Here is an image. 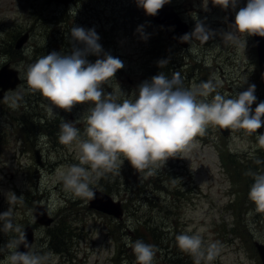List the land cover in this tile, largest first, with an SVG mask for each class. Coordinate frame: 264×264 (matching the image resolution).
<instances>
[{
    "label": "rangeland",
    "instance_id": "obj_1",
    "mask_svg": "<svg viewBox=\"0 0 264 264\" xmlns=\"http://www.w3.org/2000/svg\"><path fill=\"white\" fill-rule=\"evenodd\" d=\"M169 3L189 25V34L198 19L213 32L210 39L204 41L197 34L186 47L174 45L164 29L149 20L132 0H73L67 6L53 0H0V67L10 63L21 78L20 84L0 100V213L11 207L12 222L19 227V231L0 230V261L17 249L23 229L30 225L34 238L29 251L44 257L43 264H135L126 237L154 245V264H174L171 246L166 249L155 243L147 232V227L155 226L163 233L174 227L179 234L203 229L205 241H218L223 246L212 264H264L255 246H264V213H257L248 199L253 177L247 178L248 187L245 177L235 185L230 171L219 160L220 154H229L246 165L252 159L264 158V146L258 142L264 126L257 133L230 129L223 135L218 127L209 125L204 135L194 138L188 150L169 157L153 175L137 172L127 161L118 170L106 173L91 186L101 189L103 183L113 187L108 194L121 202L123 215L119 219L89 209L88 200L66 193L58 179L59 171L79 163L76 142L60 143V125L63 121L73 122L80 129L81 139H86L83 117L91 104H79L66 112L28 88V65L53 51L63 55L62 47L70 38L63 39L58 31L62 34L72 27L94 29L103 52L123 62L124 67L103 85L105 93L118 97L117 102L134 99L138 86L161 72L169 78L178 73L184 88L212 81L217 87L208 101L216 92L232 97L254 84L257 99L252 109L264 102L252 37L240 35L238 41L224 37V33L233 31L231 25L239 3L235 10L214 6L211 0L207 10L203 0ZM25 32L26 42L14 49L16 39ZM98 58H103V53L100 57L87 56L92 63ZM160 61L167 63L160 66ZM35 99L37 103L30 104ZM28 117L35 124L29 133L30 125L23 130L24 118ZM262 171L264 164L242 174ZM178 190H185V197L181 198ZM13 193L17 199L10 204ZM38 204L45 207L50 224L35 222L32 210ZM166 210L170 211L167 215ZM239 225L247 229L245 235L240 234L242 237L233 233ZM135 226L143 232L141 237L138 231L126 234V229ZM179 234L173 233L175 237ZM154 235L158 237V233ZM166 240H171V233ZM180 254L185 262L193 263L189 255Z\"/></svg>",
    "mask_w": 264,
    "mask_h": 264
},
{
    "label": "clouds",
    "instance_id": "obj_2",
    "mask_svg": "<svg viewBox=\"0 0 264 264\" xmlns=\"http://www.w3.org/2000/svg\"><path fill=\"white\" fill-rule=\"evenodd\" d=\"M137 2L147 15L155 16L169 0ZM211 2L222 9L235 10L239 0ZM203 4L207 10L208 0H203ZM231 28L233 31L224 33L228 40L238 41L244 34L264 38V0H247L245 6L235 12ZM197 34L198 38L207 41L213 32L197 19L194 31L185 34L181 40L189 42ZM99 39L94 29L72 27L70 42L73 49L70 54L53 51L39 57L26 70L29 90L38 91L54 108L71 112L74 106L91 102L87 115L83 117L86 139H81L80 129L73 122L63 121L60 125V143L73 145L76 142L78 149L79 163L58 172L64 191L74 198L94 199L93 182L118 170L125 161L137 172L153 175L169 157L188 150L194 138L204 135L209 125L228 130L244 129L248 134L257 133L264 126V102L252 109L257 99L254 84L232 97L216 92L208 101L207 97L217 87L212 81L184 88L178 73L169 78L161 72L150 81L142 82L134 99L117 102L118 97L105 93L103 85L124 65L119 58L103 52ZM77 44L83 47H76ZM102 53L103 58L94 63L87 59L88 55L100 57ZM166 63L159 62L160 66ZM258 142L264 146V134H258ZM246 174L254 181L248 199L255 205L257 213H264V171ZM16 199L13 193L9 203ZM12 216L11 207L0 213V221H3L0 230L19 231ZM202 232L203 229L177 235L176 246L192 258L193 264H212L223 246L218 241H205ZM125 242L135 255V264H154V245L142 240L133 242L130 237H126ZM43 260L44 257L34 252L13 250L0 264H43Z\"/></svg>",
    "mask_w": 264,
    "mask_h": 264
},
{
    "label": "water",
    "instance_id": "obj_3",
    "mask_svg": "<svg viewBox=\"0 0 264 264\" xmlns=\"http://www.w3.org/2000/svg\"><path fill=\"white\" fill-rule=\"evenodd\" d=\"M57 3H62L63 5H68L72 0H53ZM134 4L137 7L138 2L137 0H133ZM247 0H239L240 7L245 6ZM143 11L144 9L140 7ZM145 13V11H144ZM146 14V13H145ZM147 15V14H146ZM149 16L154 22L160 25L167 33V37L173 43L181 45L182 47L187 46V42L181 40L185 34H187V24L177 14L173 6L169 3L165 4L162 9H160L155 16ZM171 28L172 30H169ZM28 37V33L25 32L20 35L15 43V49H19L23 46L26 42ZM256 46V53H257V62L260 71V83L264 92V38L259 36H253ZM20 77L17 70L10 67L8 64H5L0 67V100L5 97V93L9 90H13L19 83ZM223 135H227L229 130L228 129H220ZM36 154V162L39 161V155L37 152ZM95 191V198L88 200L89 208L96 209L103 213L112 215L116 218H120L122 216V207L120 202L114 201L111 196L108 194L99 191L97 188H93ZM33 217L35 218L36 223L41 225H48L51 222V218L47 215L46 209L42 205H35L32 211ZM33 239V232L32 227L27 225L24 230L23 234L20 237L18 247L16 250L21 252L28 251ZM256 250L258 252V256L262 259L264 263V246L258 243L255 244Z\"/></svg>",
    "mask_w": 264,
    "mask_h": 264
},
{
    "label": "trees",
    "instance_id": "obj_4",
    "mask_svg": "<svg viewBox=\"0 0 264 264\" xmlns=\"http://www.w3.org/2000/svg\"><path fill=\"white\" fill-rule=\"evenodd\" d=\"M58 32H59V36H61L63 39H66L67 37L70 38V31H68L66 33H62V34H61L60 31H58ZM60 40L61 39H59L57 42L59 43ZM66 45L70 46V47H67ZM78 45L79 44H77L76 47H79ZM62 48H63V52H61V53H63V55H65V53L70 54L72 49H73V43L70 42V41H67V43H65ZM66 48H70V49L69 50H65ZM32 94H33V91H32ZM32 103H37V99H35L33 102H30V104H32ZM41 116L44 118V115H41ZM31 117H28V119L24 118L25 125L23 127V130L28 125H30V127H31V130H29L28 133L32 132V130L35 128V124L33 122L34 119H32ZM21 123H23V121ZM22 136H24V134ZM220 163L223 166V168H226V170L230 171V175H231L233 181L235 182V185H237L238 179L242 180V177H245V179H247L248 177L251 176V175L249 176L248 174L246 176L243 175L246 171H249L250 168H252V169L255 168L256 165H263L264 164V158H262L260 160H258V159H254L253 160L252 159L250 161L245 162L246 163V165H245L244 163H242V164L239 163L233 156H230L229 154H227V155L220 154ZM242 172H243V174H242ZM249 180L248 179L244 180V184H246L247 187L249 186ZM102 184L103 183H100L101 190L103 192H105L107 194L108 193H112L113 187H110L108 184H104V185H102ZM179 190H178V194L180 195V197L181 198L185 197L184 196L185 193H183L185 190H183V192H181V193H179ZM125 194H127V196H129L130 192H125ZM237 198H240L239 194H237ZM130 199L131 198H129V200ZM124 206H126V204ZM169 213H170V211L166 210V215L169 214ZM171 213H172V210H171ZM236 228L238 230H236ZM246 230L247 229L245 228V225H239V226L233 228V233L236 234L237 236H241V235H245ZM126 231H127L126 234H134L135 232L138 231L139 233H137V234H140V237L143 235V232H141L137 226H135L133 228H130V230L126 229ZM161 231H162V229L159 230L158 228H155V226L154 227H147V232L150 235H152L151 238H152V240L155 243L159 242L158 244H161V246H163L166 249H167V247L171 246V249L169 250V252L171 253V260L173 261L174 264H193L190 260L187 261V262L184 261V258L180 254L181 251L176 246V241L174 239L175 235H173V233L176 232V233L179 234L181 232L178 231V229L175 228V227L172 230L170 228L165 233H163ZM155 232L158 233V237L156 235H154ZM168 233H171V240H170L171 242L168 241V240L164 241L166 239V237L168 236ZM136 236H138V235H136ZM139 239L140 238H138V240ZM132 240H133V238H132ZM118 254H119V251H118Z\"/></svg>",
    "mask_w": 264,
    "mask_h": 264
},
{
    "label": "bare ground",
    "instance_id": "obj_5",
    "mask_svg": "<svg viewBox=\"0 0 264 264\" xmlns=\"http://www.w3.org/2000/svg\"><path fill=\"white\" fill-rule=\"evenodd\" d=\"M72 1H73V0H72ZM72 1H71V2H72ZM53 2H54V1H53ZM71 2H70V3H71ZM54 3H55V4H58V5L66 6V5H63L62 3H57V2H54ZM70 3H69V4H70ZM69 4H68V5H69ZM4 65H5V64H4ZM8 65H9V64H8ZM2 66H3V65H2ZM9 66H10V65H9ZM10 67H11V66H10ZM12 68H13V67H12ZM15 70H16V69H15ZM17 71H18V70H17ZM18 73H19V72H18Z\"/></svg>",
    "mask_w": 264,
    "mask_h": 264
},
{
    "label": "flooded vegetation",
    "instance_id": "obj_6",
    "mask_svg": "<svg viewBox=\"0 0 264 264\" xmlns=\"http://www.w3.org/2000/svg\"><path fill=\"white\" fill-rule=\"evenodd\" d=\"M10 64V63H9Z\"/></svg>",
    "mask_w": 264,
    "mask_h": 264
}]
</instances>
